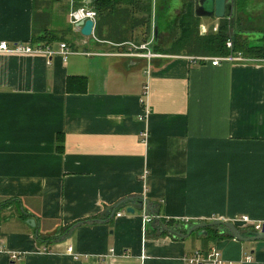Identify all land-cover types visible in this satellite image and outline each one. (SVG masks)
I'll use <instances>...</instances> for the list:
<instances>
[{"label": "crops", "instance_id": "obj_1", "mask_svg": "<svg viewBox=\"0 0 264 264\" xmlns=\"http://www.w3.org/2000/svg\"><path fill=\"white\" fill-rule=\"evenodd\" d=\"M163 1L155 10L150 0H111L99 11L94 0H0V41L70 51L65 60L0 54V205L10 201L0 208V264H184L211 248L226 263L264 264V240L179 239L159 226L264 222V58L232 43L244 60L200 61L225 55L183 48L180 17L200 39L221 22L206 27L194 0ZM82 7L97 13L90 37L68 19ZM67 77L85 79V91L67 92ZM135 197L150 209L132 200L133 214L122 208L65 240H37ZM144 212L159 218L146 223Z\"/></svg>", "mask_w": 264, "mask_h": 264}, {"label": "trees", "instance_id": "obj_2", "mask_svg": "<svg viewBox=\"0 0 264 264\" xmlns=\"http://www.w3.org/2000/svg\"><path fill=\"white\" fill-rule=\"evenodd\" d=\"M94 7L101 11V10H106L107 8H111V0H94ZM185 15H182L179 19L180 28L181 30V36L179 38V43L182 44L183 48H187L190 44L195 43V50L197 51H202V50H208L210 52L217 53L219 55H226L227 50L225 48V42L228 38V27L229 30H232V24L227 27V23H221L218 27V30L215 34L208 36L206 38L200 39L197 36V31L194 29L195 24L184 18ZM233 22V20H232ZM231 23V20H230ZM231 28V29H230ZM232 43H233V50L240 52L244 56L248 57H256V58H264V41L259 42V41H250L249 39L239 37L240 40H234V36L232 37ZM43 41L47 42H52L54 40V37H51L49 33H45L44 36L41 38ZM193 42V43H191ZM247 43H253L255 45L249 46ZM189 49V48H187ZM86 88V80L81 78V77H67L66 79V91L67 92H79L82 93L85 91ZM10 201H6L5 203L0 205V208L4 207L5 205L9 204ZM122 209V206L120 205L115 212L119 211ZM26 217V215H25ZM110 217V211L109 208L105 207L104 211L102 214L83 219L80 221L68 223L65 225L60 226L54 233H51L49 235H41L37 234V240L40 244L43 246H48L50 244L62 241L67 239L68 237L71 236L72 232L77 228L79 225L82 224H89V223H96L101 220H106ZM165 224L167 226H173L174 224L171 221H166ZM162 232L161 234H163ZM196 233V232H194ZM197 234V233H196ZM203 240H211L215 241L218 239H223V238H230L227 237L223 234H220L217 230L216 227H209L206 228V235L201 236Z\"/></svg>", "mask_w": 264, "mask_h": 264}, {"label": "water", "instance_id": "obj_3", "mask_svg": "<svg viewBox=\"0 0 264 264\" xmlns=\"http://www.w3.org/2000/svg\"><path fill=\"white\" fill-rule=\"evenodd\" d=\"M158 2L159 0H155V10L156 7L158 9ZM161 4V6H165V8L170 9L171 6L175 7L178 6V4L182 6L183 2L181 0H174L172 2L169 0L168 2L163 1ZM194 16L199 18H216L218 20L228 19L230 21L235 17L234 3L232 4V0H194ZM158 19L159 15L157 13L153 17V42L156 41L160 29ZM75 27L80 28V33L83 37H90L92 35L93 22L91 20L80 21L75 24ZM132 200L137 201L139 204V210H145L146 208L150 209L148 202L142 197L126 198L113 205V207L110 209V216L112 217L114 215L115 210L120 205L126 213L133 214L136 209L131 206L126 207V203ZM26 222L32 227L36 225L35 220L31 218ZM158 223L161 230L179 239H186L194 232L197 233L198 237H201L206 235V228L216 227L220 234H223L239 242H256L264 240V228L258 232L252 230L251 228H240L229 221H222L220 219H214L210 222L201 221L182 223L173 226H167L161 221H158Z\"/></svg>", "mask_w": 264, "mask_h": 264}, {"label": "built area", "instance_id": "obj_4", "mask_svg": "<svg viewBox=\"0 0 264 264\" xmlns=\"http://www.w3.org/2000/svg\"><path fill=\"white\" fill-rule=\"evenodd\" d=\"M152 2V9H155V0H150ZM154 11V10H153ZM97 13L94 10H91L89 8H77V9H71L68 13V19L71 25H75L76 23L80 21L85 20H91L93 22V27L95 24V18ZM202 29V28H201ZM218 27H214L213 31H217ZM149 44V43H147ZM146 44V45H147ZM146 45H141L140 50L145 49ZM226 48L229 49V54L217 58H198L200 61H210L212 66H216L221 61H239L244 60L240 54L237 56H233L232 53V42L230 37L225 42ZM146 50V49H145ZM0 54H8V55H43L46 58H50L54 54L61 55L64 60L67 58V56L70 54V51L66 44L60 43L59 44V51L53 52L49 48H33L29 44L24 43H15L12 45H9L8 43L4 41H0ZM146 58H150L155 56V54L147 52L144 54ZM194 61L197 60L194 58H191ZM144 91H146V88L144 87ZM121 213L117 212L116 216H120ZM144 221L151 222L157 218L158 216H150L147 215L145 212L143 213ZM239 223H241L244 226H248L254 231H261L262 228H264V222H254L251 221L247 216H243L238 220ZM69 252H71V248L68 249ZM19 257L16 254H12L10 256L11 260H17ZM184 264H231L226 263L221 256V253L216 250L215 248H211L206 252H202L199 250L193 251L192 254L185 258Z\"/></svg>", "mask_w": 264, "mask_h": 264}, {"label": "flooded vegetation", "instance_id": "obj_5", "mask_svg": "<svg viewBox=\"0 0 264 264\" xmlns=\"http://www.w3.org/2000/svg\"><path fill=\"white\" fill-rule=\"evenodd\" d=\"M181 1L183 2L182 7H184L187 2ZM233 3L235 15L241 12L246 19L251 18V20L245 28L232 30V34L236 35L238 38L243 36V38L249 39L250 41H264V0H232V4ZM178 6L181 5L178 4ZM252 11L256 12L254 17H252ZM261 18L263 19V23H260L256 28L253 27L254 22H252V20H261Z\"/></svg>", "mask_w": 264, "mask_h": 264}, {"label": "rangeland", "instance_id": "obj_6", "mask_svg": "<svg viewBox=\"0 0 264 264\" xmlns=\"http://www.w3.org/2000/svg\"><path fill=\"white\" fill-rule=\"evenodd\" d=\"M252 13V17H254L255 15L254 14H256V12H251ZM236 23H235V28H237V29H242V28H245L246 27V25H248V22L251 20V18L250 19H246L245 18V16L241 13V12H238V13H236ZM228 20V19H227ZM226 21V20H225ZM233 21H234V19H233ZM201 22L206 26V27H209V26H213V25H216L217 24V22H221V23H224V19H219V20H217L216 18H208V19H203V20H201ZM252 22H254L253 24L255 25H253V27H257L260 23H263V19L261 18V20H258V19H255V20H252ZM226 23H227V27L228 26H230V21L228 20V21H226ZM219 25H220V23L217 25L218 27H219ZM232 31H230L229 30V27H228V33H227V35H229L230 36V33H231ZM191 43H193V42H191ZM187 48H190V49H193V48H196L195 47V43L194 44H190ZM173 51H176V49H173ZM179 51V50H178ZM177 51V52H178ZM193 51H194V49H193ZM227 53H228V51H227ZM193 54H195V55H206V54H217V53H214V52H204V53H193ZM237 226H239V225H237Z\"/></svg>", "mask_w": 264, "mask_h": 264}]
</instances>
